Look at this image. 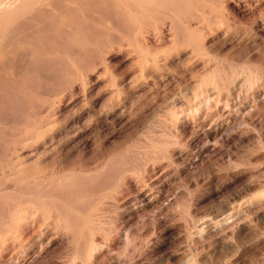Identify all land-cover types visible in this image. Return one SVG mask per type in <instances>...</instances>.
Masks as SVG:
<instances>
[{
	"label": "rangeland",
	"instance_id": "374dc122",
	"mask_svg": "<svg viewBox=\"0 0 264 264\" xmlns=\"http://www.w3.org/2000/svg\"><path fill=\"white\" fill-rule=\"evenodd\" d=\"M163 1L0 0L1 183L49 177L34 158L88 129L55 214L0 189V264H264V0Z\"/></svg>",
	"mask_w": 264,
	"mask_h": 264
},
{
	"label": "bare ground",
	"instance_id": "6f19581e",
	"mask_svg": "<svg viewBox=\"0 0 264 264\" xmlns=\"http://www.w3.org/2000/svg\"><path fill=\"white\" fill-rule=\"evenodd\" d=\"M106 1V0H105ZM108 1V0H107ZM113 1V0H112ZM143 1V0H142ZM146 1V0H145ZM165 1V0H164ZM163 1V2H164ZM139 2V1H138ZM228 2V1H227ZM14 3H16V2H14ZM29 3V2H28ZM105 3V2H104ZM124 3H126V2H124ZM128 3H129V1H128ZM141 3V2H140ZM3 4V3H2ZM9 4H10V2H9ZM129 4H131V3H129ZM138 4V3H137ZM146 4V3H145ZM227 4H229V3H227ZM1 5V4H0ZM4 5V4H3ZM106 5V4H105ZM117 5V4H116ZM122 5V4H121ZM132 5V4H131ZM139 5V4H138ZM132 6H134V5H132ZM165 6V5H164ZM131 7V6H130ZM143 7V6H142ZM145 7V6H144ZM1 8V7H0ZM10 8V7H9ZM140 8H141V6H140ZM162 10V9H161ZM17 12V11H16ZM19 12V11H18ZM114 24V23H113ZM116 24H118L117 26H119V23H116ZM120 27V26H119ZM22 30V29H21ZM18 31V30H17ZM24 31V30H23ZM187 37V36H186ZM169 39H167L166 41H168ZM151 42H154V40L152 39V41ZM23 55V54H22ZM25 56V55H24ZM22 58V57H21ZM24 58H26V56L25 57H23V59ZM56 58V57H55ZM54 59V58H53ZM20 60V59H19ZM27 60V59H26ZM21 62H23L22 60H20ZM52 61V60H51ZM4 68V67H3ZM40 68V67H39ZM53 68V67H52ZM2 69V68H1ZM61 69V68H60ZM57 70V69H56ZM36 71V70H35ZM235 71V70H234ZM236 72V71H235ZM26 73V72H25ZM34 73V72H33ZM24 74V73H23ZM235 74V73H234ZM36 75H37V73H36ZM233 75V74H232ZM236 76V75H235ZM219 78V77H218ZM217 78V79H218ZM234 78V77H233ZM219 81H220V79H219ZM218 81V82H219ZM28 83V82H27ZM216 83H217V81H216ZM4 84V83H3ZM28 84H30V83H28ZM0 85H2V84H0ZM16 85V84H15ZM5 86V85H4ZM11 86V85H10ZM30 86V85H29ZM142 86V85H141ZM16 87V86H15ZM20 87V86H19ZM6 89H7V86L5 87ZM14 88V87H13ZM13 88L11 89V87H10V89L11 90H13ZM4 89V88H3ZM2 88L0 89V91L1 90H3ZM34 89V88H33ZM17 91V90H16ZM3 92V91H2ZM1 92V94H3ZM12 92H14V91H12ZM15 93V92H14ZM4 94H5V92H4ZM10 94V93H9ZM8 94V95H9ZM96 94V93H95ZM98 95V94H97ZM4 96V95H3ZM16 96H17V94H16ZM2 97V96H1ZM5 97V96H4ZM9 97V96H8ZM68 97V96H67ZM6 98V97H5ZM14 98V97H13ZM18 98H19V95H18ZM2 99H4L3 97H2ZM10 99V98H9ZM17 99V98H16ZM20 99H22L23 100V98H20ZM19 99V100H20ZM98 99V98H97ZM6 100H8V99H6ZM21 100V101H22ZM94 100V99H93ZM96 101V100H95ZM12 102V101H11ZM1 103H3L2 101H1ZM0 103V104H1ZM20 103V102H19ZM28 103V102H27ZM11 105V104H10ZM21 105V104H20ZM63 105H61V104H59L58 105V107H60V109L59 110H64L65 109V107H62ZM22 107V106H21ZM68 107V106H67ZM11 108V107H10ZM64 108V109H63ZM66 110V109H65ZM64 110V111H65ZM1 111V110H0ZM35 111V110H34ZM63 111V112H64ZM68 110H66V112H67ZM11 112V111H10ZM58 113V112H57ZM31 114V113H30ZM62 114H65V113H62ZM119 114V113H118ZM22 115V114H21ZM60 115V114H59ZM0 116H1V114H0ZM33 116V115H32ZM63 117V116H62ZM61 117V118H62ZM29 118V117H28ZM58 118H59V116H58ZM64 118V117H63ZM66 118V117H65ZM27 119V118H26ZM103 119V118H102ZM1 120V119H0ZM107 120H108V122H107ZM5 121V120H4ZM129 122V120H126V119H123V117L121 116V115H117V114H110L109 115V113H104V119L102 120V123L100 124V127L102 126V125H109V124H111V125H113V124H121V127H123V126H125L127 123ZM95 124V123H94ZM93 125V124H92ZM38 126V125H37ZM88 126H91V125H88ZM110 126V125H109ZM93 127V126H92ZM80 128V127H79ZM87 128V127H86ZM212 128V127H211ZM4 129V128H3ZM78 129V128H77ZM73 130V129H72ZM88 130V129H87ZM86 129H85V131H83V133H86V131H87ZM77 131V130H76ZM97 131H99L98 129H97ZM2 131H0V133H1ZM225 132V131H224ZM82 132H76V133H73V135L72 136H70V137H68L67 139H64L63 141H60V142H57L56 144H53V145H51V147L49 146L47 149L48 150H44V152H43V156H34L35 158H34V162H36L37 161V163L38 164H40V162L41 161H44L45 159L47 160V158L48 159H50L49 161H51L52 163H58L57 164V168H54V169H56L54 172H53V170H52V174L51 175H48L49 177H37V176H34L33 178H32V180H28L29 181V183L31 184V186H29V188L27 189V190H22V189H20V188H17L16 187V185H14V184H10V186H5V185H3L2 183H1V181H0V189L1 190H4V192L3 193H5V194H7V195H9V197L11 196H16V197H18L17 195L18 194H21L22 196H26V197H28L27 199H25L26 201H28L29 203V205H28V209H29V211L30 212H32V213H38L40 210L42 211V213L43 214H47L48 216H49V214L51 213V211H52V213L53 214H55L54 212V210H53V207H52V201H55V202H58V203H60V194H57L56 193V191H54V188H53V182L52 181H50L49 179H50V176H54V175H56V178L58 179V181H65L64 179H67L66 178V173H65V167H64V164H62L65 160H67V157H68V155L70 154V152H69V149L67 148L66 149V146L67 145H69V144H71L72 142H75V139L77 138V137H83L82 136V134H83ZM3 135V134H2ZM37 134H35V136H36ZM1 136V135H0ZM31 137V136H30ZM32 138V137H31ZM84 138H85V135H84ZM84 138H82L83 140H84ZM87 138V137H86ZM18 140V139H17ZM81 140V139H80ZM79 140V141H80ZM20 141V140H19ZM35 141V140H34ZM87 141V140H86ZM86 141H83V143L85 144V142ZM78 142V141H77ZM76 143V142H75ZM1 144V143H0ZM73 144V143H72ZM76 144H80V143H76ZM16 146V145H15ZM70 146V145H69ZM72 146V145H71ZM79 146V145H78ZM83 146V145H82ZM7 148L9 147L8 145L6 146ZM35 147V146H34ZM6 149V148H5ZM10 149V148H9ZM9 149H8V151H9ZM13 150V148L11 149V151ZM15 150V149H14ZM126 150V149H125ZM1 151H2V149H1ZM16 151V150H15ZM14 151V152H15ZM35 151H37V150H35ZM34 151V152H35ZM13 152V153H14ZM32 152V151H31ZM30 152V153H31ZM40 153L42 152V150H40L39 151ZM38 152V153H39ZM11 153V152H10ZM23 153V152H22ZM136 153V152H135ZM139 152H137V154H138ZM12 154V153H11ZM33 154H35V153H33ZM124 154V153H123ZM130 154H132V153H130ZM136 154V155H137ZM8 155H9V153H8ZM26 155V154H25ZM80 155V154H79ZM126 154H124V156H125ZM135 155V156H136ZM144 155H146V154H144ZM74 156V155H73ZM75 156H77V155H75ZM30 158H32V156H29ZM128 157V156H127ZM29 158V159H30ZM71 158V157H70ZM137 158V157H136ZM139 158V157H138ZM141 158V157H140ZM146 158V157H145ZM6 159V158H5ZM4 159V160H5ZM16 159H17V157H16ZM119 159V158H118ZM122 159V158H121ZM126 159V158H125ZM134 159V158H133ZM142 159V158H141ZM153 159V158H152ZM1 160H2V158H1ZM70 160V159H69ZM77 160V159H76ZM86 160V159H85ZM136 161H138V159H135ZM18 161V160H17ZM16 161V162H17ZM82 161V160H81ZM80 161V162H81ZM84 161V160H83ZM122 161V160H121ZM120 161V162H121ZM125 161H127V160H125ZM125 161H124V163H125ZM145 161V160H144ZM20 162V161H19ZM51 162H50V164H51ZM116 162H118V161H116ZM130 162H131V159H130ZM22 163H24V161L22 162ZM84 163H86V165L89 163V161H87V162H84ZM137 163V162H136ZM139 163H141V160L139 161ZM142 163H144V162H142ZM33 164V163H32ZM67 164V163H66ZM82 164V163H81ZM117 164H119V163H117ZM134 164V163H133ZM19 165V164H18ZM21 165H23V164H21ZM55 165V164H54ZM53 165V166H54ZM83 165V164H82ZM130 164H126L125 166H124V171H126V169L128 170V172H129V169H131L130 168V166H129ZM145 165V164H144ZM146 165H147V163H146ZM156 165V164H155ZM35 166V165H34ZM50 166V165H49ZM75 166V165H74ZM73 166V167H74ZM84 166V165H83ZM108 166V165H107ZM117 166V165H116ZM120 166H121V163H120ZM135 166V165H134ZM141 166H142V164H141ZM17 167V166H16ZM15 167V168H16ZM72 167V166H71ZM77 167V166H76ZM88 167H90V166H88ZM132 167V166H131ZM145 167V166H144ZM156 167V166H155ZM5 168H6V166H5ZM14 168V167H13ZM66 168H68V167H66ZM78 168V167H77ZM105 168V167H104ZM119 168V167H118ZM121 168V167H120ZM126 168V169H125ZM136 168V167H135ZM134 168V169H135ZM52 169V168H51ZM75 169V168H74ZM101 169V168H100ZM106 169V168H105ZM108 169V168H107ZM117 169V168H116ZM122 169V170H123ZM153 169V168H152ZM157 169V168H156ZM49 170V169H48ZM70 170V169H69ZM76 170V169H75ZM81 170H85V171H88V172H86L87 174H93V172H91L88 168H86V167H84V168H79V171H81ZM97 170V169H96ZM99 170V169H98ZM108 170H110V169H108ZM112 170V169H111ZM115 170V169H114ZM113 170V172L114 173H116V170L114 171ZM144 170V169H143ZM147 170V169H146ZM154 170V169H153ZM73 171V170H72ZM77 171H78V169H77ZM107 171V170H106ZM120 171V170H119ZM123 171V172H124ZM132 171H133V169H132ZM21 172V170H16V173L15 174H18V173H20ZM44 172V171H43ZM50 172V171H49ZM68 172V171H67ZM76 171H74V173H75ZM98 172V171H97ZM110 172V171H109ZM147 172H149V171H147ZM151 172V171H150ZM149 172V173H150ZM29 173V172H28ZM56 173V174H55ZM82 173V172H81ZM101 173H103V172H101ZM111 173V172H110ZM121 173V172H120ZM120 173L118 174L119 176H120ZM124 173H126V172H124ZM153 173V172H152ZM8 174V173H7ZM48 174H50V173H48ZM78 174V173H77ZM96 174V173H95ZM98 174V173H97ZM117 174V173H116ZM122 174V173H121ZM151 174V173H150ZM12 175H14V174H12ZM23 175H24V170H23ZM29 175V174H28ZM75 175V174H74ZM154 175H156L154 178L153 177H149L150 178V180L147 182L148 183V186L149 185H151L153 182H157L156 180H159V178H161L160 176L162 175V174H160L158 171L157 172H155V174ZM4 176V175H3ZM19 176V175H18ZM21 176V175H20ZM19 176V178H22V177H20ZM44 176V175H43ZM47 176V175H46ZM77 176V175H76ZM91 176V175H90ZM93 176V175H92ZM96 177L97 176H99V174L98 175H95ZM118 176V177H119ZM150 176V175H149ZM152 176H153V174H152ZM163 176V175H162ZM4 177H6V176H4ZM9 177V176H8ZM24 177H25V175H24ZM85 177V176H84ZM89 177V176H88ZM101 177V176H100ZM102 177H103V174H102ZM112 177V176H111ZM114 177V176H113ZM117 177V176H116ZM130 177H131V174H130ZM146 177H148V175L146 176ZM0 178H2V177H0ZM27 178H28V176H27ZM74 178H75V176H74ZM81 178V177H80ZM86 178V177H85ZM85 178H81L82 180L83 179H85ZM94 178V177H93ZM92 178V179H93ZM106 178H108V177H106ZM5 180H6V178H4ZM3 179V180H4ZM70 179V178H69ZM72 179H73V177H72ZM87 179V178H86ZM89 179V178H88ZM96 179V178H95ZM95 179H93V180H95ZM98 179V178H97ZM131 179V178H130ZM1 180V179H0ZM17 180V179H16ZM20 180H23V178L22 179H19V181ZM56 180V179H55ZM89 180H91V179H89ZM92 180V181H93ZM128 180V179H127ZM145 180V179H144ZM30 181H32V182H30ZM62 181V183H64ZM67 181H68V179H67ZM72 181V180H71ZM85 181H87V180H85ZM92 181H89V182H92ZM164 181V180H163ZM4 182V181H3ZM17 182V181H16ZM21 182V181H20ZM26 182V181H25ZM81 182H84V181H81ZM127 182H129V181H127ZM145 182V181H144ZM62 183H60V185L62 184ZM76 183V182H75ZM87 183V182H86ZM107 183V182H106ZM147 183H145V184H147ZM25 184H27V183H25ZM145 184H143V185H145ZM87 185H89L88 183H87ZM134 185V184H133ZM27 186V185H26ZM55 186H58V185H55ZM62 187H63V185H62ZM79 187V186H78ZM87 187V186H86ZM146 187H147V185H146ZM151 187V186H150ZM57 189H59V187H56ZM64 188H65V186H64ZM67 189H68V186H67ZM87 189V188H86ZM90 188L88 187V189L87 190H89ZM139 190H140V188H139ZM144 190V189H143ZM148 190V189H147ZM69 191V190H68ZM77 191V190H76ZM90 191V190H89ZM89 191H88V193H89ZM97 191H99V190H97ZM138 191V190H137ZM141 191H142V189H141ZM2 192V191H1ZM0 192V193H1ZM71 192V191H70ZM140 192V191H139ZM59 193V192H58ZM66 193V192H65ZM64 193V194H65ZM69 193V192H68ZM68 193H66V194H68ZM87 193V194H88ZM91 193V192H90ZM148 193V192H147ZM151 193V192H150ZM84 194H86V192L84 193ZM86 194V195H87ZM95 193H92L91 195H94ZM98 194V193H97ZM6 195V196H7ZM69 195V194H68ZM72 195V194H71ZM76 195H77V193H76ZM90 195V194H89ZM89 195H87V196H89ZM90 195V196H91ZM2 195H0V197H1ZM81 196V195H80ZM86 196V197H87ZM66 197V196H65ZM71 197H73V195L71 196ZM75 197H77V196H75ZM92 197V196H91ZM62 198V197H61ZM69 198V197H68ZM78 198V197H77ZM139 198H140V195H139ZM3 199H7V198H3ZM9 199V198H8ZM15 199V198H14ZM14 199H12V200H14ZM18 199V198H17ZM92 199V198H91ZM152 199H153V195L152 196H149L148 194H145V192L143 191L142 192V195H141V200L140 201H147V202H150V201H152ZM58 200V201H57ZM69 200V199H68ZM72 200V199H71ZM70 200V201H71ZM11 201V200H10ZM17 201V200H16ZM61 201H63V202H65L64 200H62L61 199ZM76 201V200H75ZM144 201V202H145ZM5 202H7V201H5ZM63 202H62V204H63ZM72 202V201H71ZM86 202V201H85ZM143 202V203H144ZM11 203V202H10ZM81 203H83V202H81ZM80 203V204H81ZM89 203H91V202H89ZM12 205V204H11ZM66 205V204H65ZM6 206V208H8V206L7 205H5ZM86 206H88V205H85V207ZM140 206V205H139ZM0 207H1V205H0ZM2 207H4L3 205H2ZM77 207V206H76ZM84 207V208H85ZM135 207V206H134ZM12 208V207H11ZM15 208V207H14ZM56 208H58V207H56ZM65 208V207H64ZM17 209V208H16ZM59 210H60V208H58ZM57 209V210H58ZM66 209V208H65ZM135 209V208H134ZM7 210V209H6ZM56 210V211H57ZM68 210V209H67ZM2 211V210H1ZM54 211V212H53ZM60 211H62V210H60ZM5 212V211H4ZM2 213V212H1ZM9 213V212H8ZM7 213V214H8ZM31 213V214H32ZM59 213H61V212H59ZM31 214H29V217H30V215ZM69 214V213H68ZM73 214V213H72ZM40 215V214H39ZM47 215H46V217H47ZM74 216H76L75 214H73ZM1 216V215H0ZM44 216V215H43ZM58 215H56V217H57ZM79 216V215H78ZM9 217V216H8ZM34 217V216H33ZM39 217H41V215L39 216ZM45 217V220L47 219ZM64 217V216H63ZM38 218V217H37ZM65 218V217H64ZM68 218V217H67ZM71 218V217H70ZM69 218V219H70ZM79 218H80V216H79ZM21 219V218H20ZM25 219H27V218H25ZM29 219V218H28ZM41 219V218H40ZM50 219V218H49ZM58 219V218H57ZM15 220V219H14ZM22 220H23V218H22ZM30 220V219H29ZM37 219H35V221H36ZM17 221V220H16ZM41 221H43V219L41 220ZM72 221H74L73 219H72ZM79 221V220H78ZM39 222V221H38ZM52 221H50L49 223H51ZM66 222V221H65ZM70 222V221H69ZM68 222V223H69ZM81 222V221H80ZM33 223V222H32ZM36 223V222H35ZM34 223V224H35ZM40 223V222H39ZM38 223V224H39ZM0 224L2 225L3 223L2 222H0ZM51 224H55L54 222L53 223H51ZM57 224V223H56ZM75 224V223H74ZM82 224V223H81ZM0 225V229H3V227L4 226H1ZM21 225V224H20ZM26 225V224H25ZM72 225V224H71ZM84 225V224H83ZM31 226V225H30ZM56 226V225H55ZM63 226H65V225H63ZM73 226V225H72ZM2 227V228H1ZM24 227V226H23ZM22 227V228H23ZM38 227V226H37ZM48 227H49V225H48ZM57 227V226H56ZM59 227V226H58ZM60 227H62V226H60ZM90 227V226H89ZM9 228V227H8ZM52 228V227H51ZM63 228V227H62ZM66 228V227H65ZM65 228H63V229H65ZM76 228V227H75ZM26 229H27V227H26ZM36 229V228H35ZM48 229V228H47ZM53 229V228H52ZM70 229V227L67 229V230H69ZM86 229V228H85ZM3 230H5V229H3ZM33 230V229H32ZM31 230V231H32ZM40 230V229H39ZM44 230H45V228H44ZM49 230V229H48ZM61 230V229H60ZM78 230V232H79V229H77ZM88 230V229H87ZM6 231V230H5ZM8 231H10V230H8ZM14 231V230H13ZM26 231V230H25ZM36 231V230H35ZM43 231V230H42ZM53 231H55V230H53ZM70 231V230H69ZM76 231V230H75ZM4 232V231H3ZM46 232V231H45ZM50 232V231H49ZM60 232H62V230L60 231ZM78 232L76 233L77 235H78ZM86 232H89V231H86ZM63 233V232H62ZM80 233V232H79ZM90 233V232H89ZM92 233V232H91ZM25 234V233H24ZM34 234V233H33ZM37 234V233H36ZM40 234V233H39ZM44 234V233H43ZM58 234V233H57ZM73 234V233H72ZM29 236V234H26V237H28ZM30 235H31V233H30ZM59 235H61V233L59 234ZM66 235V234H65ZM74 235V234H73ZM32 236V239H33V236L34 235H31ZM38 236V235H37ZM37 236H35V237H37ZM96 236V235H95ZM30 237V236H29ZM41 237V236H40ZM73 237V236H72ZM78 238H79V236H77ZM97 237V236H96ZM31 238V237H30ZM44 237L42 236V239H43ZM75 238V241H76V237H74ZM78 238H77V240H78ZM98 238V237H97ZM127 238V237H126ZM36 239H38V238H36ZM62 239V238H61ZM89 239V238H88ZM90 239H91V237H90ZM89 239V240H90ZM94 238H92L91 240H93ZM72 240V239H71ZM95 240V239H94ZM99 241H100V239H98ZM97 240V241H98ZM38 241V240H37ZM61 241V240H60ZM98 241V242H99ZM35 242H36V240H35ZM46 242H48V241H46ZM73 242V241H72ZM90 242V241H89ZM89 244V251L91 252V253H93V250L95 251L97 248H98V245H101V244H99L98 243V245H97V243H95L94 241L93 242H91V243H88ZM75 245V244H74ZM29 245H26V247H28ZM72 246V245H71ZM78 246V245H77ZM74 247V246H73ZM101 247V246H100ZM99 247V248H100ZM29 248V247H28ZM72 248V247H71ZM79 248V247H78ZM78 248H77V250H78ZM98 248V249H99ZM85 249V248H84ZM84 249H83V251H84ZM26 250V249H25ZM79 250H81L80 248H79ZM22 251V250H21ZM97 251V250H96ZM25 252V251H24ZM98 252V251H97ZM79 253H81V256H83V254H82V252L80 251ZM86 253V252H85ZM87 253H89V252H87ZM25 254V253H24ZM75 254H77V252L75 253ZM79 255V254H78ZM96 255V254H95ZM95 255H93V256H95ZM85 256V255H84ZM17 258V257H16ZM11 259V258H10ZM10 261V260H9ZM9 261H7V262H9ZM20 261V260H19ZM12 262H13V260H12ZM23 262V261H22ZM51 262V261H50ZM52 262H53V260H52ZM54 262H58L59 263V261H54ZM16 263V262H15ZM93 263V262H92ZM91 263V264H92ZM50 264V263H49ZM62 264V263H61ZM64 264V263H63Z\"/></svg>",
	"mask_w": 264,
	"mask_h": 264
}]
</instances>
